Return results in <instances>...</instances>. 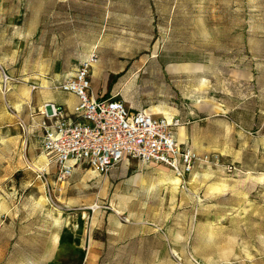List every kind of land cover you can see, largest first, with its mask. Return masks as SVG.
<instances>
[{"label":"rangeland","instance_id":"rangeland-1","mask_svg":"<svg viewBox=\"0 0 264 264\" xmlns=\"http://www.w3.org/2000/svg\"><path fill=\"white\" fill-rule=\"evenodd\" d=\"M83 61L218 161L62 183L24 105ZM0 264H264V0H0Z\"/></svg>","mask_w":264,"mask_h":264},{"label":"built area","instance_id":"built-area-1","mask_svg":"<svg viewBox=\"0 0 264 264\" xmlns=\"http://www.w3.org/2000/svg\"><path fill=\"white\" fill-rule=\"evenodd\" d=\"M90 65L89 61L80 62L73 74L54 85L76 95L73 117L52 101H45L38 108L41 119L36 125L41 147L48 161L55 165L58 180L65 182L78 163L106 174L126 157L167 165L180 178L198 162L218 161L216 154H199L178 142L174 131L182 124L179 117L130 110L119 98L91 95ZM4 77L7 81L8 77ZM36 87L31 84V89ZM21 125L26 132L22 121Z\"/></svg>","mask_w":264,"mask_h":264},{"label":"crops","instance_id":"crops-1","mask_svg":"<svg viewBox=\"0 0 264 264\" xmlns=\"http://www.w3.org/2000/svg\"><path fill=\"white\" fill-rule=\"evenodd\" d=\"M68 75H71V74H68ZM65 76H67V75H65ZM35 89H31V90H35ZM34 100H35L34 102L31 100L25 101V105H24L25 110H29L30 112H34L36 106L40 105L41 103H43L45 101H52L56 104L61 105L64 108L65 112L70 114L71 117H73V115L71 114L73 106L77 103V97L74 93L65 92V91H61V90H57V92H50V91L45 90L43 92L36 94ZM27 103H29V104L31 103V105H29L28 108H27ZM29 118H30V115H29ZM31 119L33 122L32 123L33 124L32 130H38L40 132L39 127L36 125V123L41 119V115H35L34 114L31 117ZM151 164H160V163H151ZM171 171H172V169H171Z\"/></svg>","mask_w":264,"mask_h":264},{"label":"bare ground","instance_id":"bare-ground-1","mask_svg":"<svg viewBox=\"0 0 264 264\" xmlns=\"http://www.w3.org/2000/svg\"><path fill=\"white\" fill-rule=\"evenodd\" d=\"M176 64V63H175ZM182 64V63H181ZM180 64V65H181ZM174 65V64H173ZM187 67H189V66H187ZM182 68V67H181ZM222 110V109H221ZM37 166H39L38 164H37ZM175 175V174H174ZM169 176V175H168ZM178 176L177 177H175L174 176V178H166L165 180H164V178H163V180L162 181H164V182H168V181H170V182H172V183H175V182H177V180H178Z\"/></svg>","mask_w":264,"mask_h":264}]
</instances>
